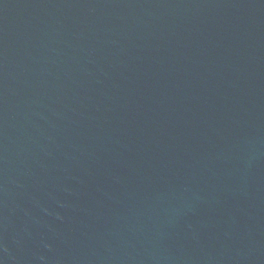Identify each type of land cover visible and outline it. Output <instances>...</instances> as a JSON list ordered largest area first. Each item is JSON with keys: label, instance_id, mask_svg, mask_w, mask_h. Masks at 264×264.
I'll list each match as a JSON object with an SVG mask.
<instances>
[{"label": "water", "instance_id": "1", "mask_svg": "<svg viewBox=\"0 0 264 264\" xmlns=\"http://www.w3.org/2000/svg\"><path fill=\"white\" fill-rule=\"evenodd\" d=\"M0 264H264V0H0Z\"/></svg>", "mask_w": 264, "mask_h": 264}]
</instances>
